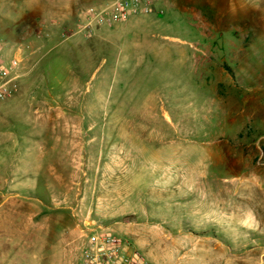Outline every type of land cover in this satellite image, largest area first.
I'll use <instances>...</instances> for the list:
<instances>
[{
    "label": "rangeland",
    "instance_id": "374dc122",
    "mask_svg": "<svg viewBox=\"0 0 264 264\" xmlns=\"http://www.w3.org/2000/svg\"><path fill=\"white\" fill-rule=\"evenodd\" d=\"M111 1L0 0V50L22 58L0 101V264H77L92 223L151 264L251 254L264 0H147L89 24Z\"/></svg>",
    "mask_w": 264,
    "mask_h": 264
},
{
    "label": "built area",
    "instance_id": "2783aa9c",
    "mask_svg": "<svg viewBox=\"0 0 264 264\" xmlns=\"http://www.w3.org/2000/svg\"><path fill=\"white\" fill-rule=\"evenodd\" d=\"M91 12L93 17L89 24H100L104 18L119 23L131 16L149 14L151 6L147 0H112L100 11ZM21 62L20 50L12 59H6L0 50V101L15 93L14 83L20 76L17 67ZM79 233L77 264H149L129 239L114 235L106 226L92 223L80 228Z\"/></svg>",
    "mask_w": 264,
    "mask_h": 264
},
{
    "label": "crops",
    "instance_id": "0c3cea01",
    "mask_svg": "<svg viewBox=\"0 0 264 264\" xmlns=\"http://www.w3.org/2000/svg\"><path fill=\"white\" fill-rule=\"evenodd\" d=\"M34 160L37 166L41 165V156L39 157V155H36ZM52 180L55 179L52 178ZM260 231H262V234L255 236L259 241L257 240V242H255L253 249H251V254L247 255L245 252H240L237 255H231L228 247L227 249L216 247L215 250L210 251L207 259L202 264H231V256L234 258L237 257L238 264H244L247 261L253 262L254 264H264V227H259V232ZM213 245L218 246L216 244ZM149 264L151 263L149 262Z\"/></svg>",
    "mask_w": 264,
    "mask_h": 264
}]
</instances>
